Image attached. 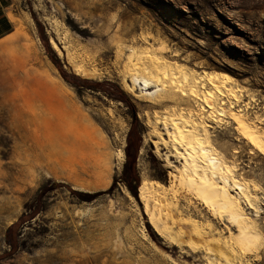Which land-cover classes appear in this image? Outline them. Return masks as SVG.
Returning a JSON list of instances; mask_svg holds the SVG:
<instances>
[{"label": "rangeland", "instance_id": "rangeland-1", "mask_svg": "<svg viewBox=\"0 0 264 264\" xmlns=\"http://www.w3.org/2000/svg\"><path fill=\"white\" fill-rule=\"evenodd\" d=\"M119 22L133 24L132 35L150 31L167 42L179 54L167 55L170 61L199 74H230L264 114V0H0V264H208L203 250L191 255L203 241L176 236L183 254L154 233L147 216V182L160 183L176 204L175 230L187 231L186 211L202 206L171 192L170 174L180 164L167 158L170 147L161 146L158 156L151 142L157 138L148 119L171 115L173 105L125 92L123 65L114 50L105 54ZM64 38L75 55L95 54L101 78L79 76L81 58H60L51 40ZM133 126L138 197L121 180ZM223 133H216L221 146L244 145ZM241 163L246 180L264 193V159L247 151ZM103 182L110 184L97 189ZM259 258L252 259L264 264V253Z\"/></svg>", "mask_w": 264, "mask_h": 264}, {"label": "bare ground", "instance_id": "bare-ground-1", "mask_svg": "<svg viewBox=\"0 0 264 264\" xmlns=\"http://www.w3.org/2000/svg\"><path fill=\"white\" fill-rule=\"evenodd\" d=\"M117 18L118 15L113 16L111 22L117 21ZM134 29L133 24L117 23L111 44L104 47L105 54L114 50L116 61L123 65L120 77L125 92L140 102L173 105L170 107L171 115L166 112L163 118H156L154 122L148 119L147 125L157 138L151 142L158 156L161 155V146L164 149L170 147L167 158H175L180 164L174 170L178 175L170 174L174 179L171 192L188 193L202 206L200 210L186 211L184 223L188 226L187 231L182 226L175 230V219H178L174 214L176 204L163 193L165 187L160 183H145L142 200L154 233L167 246L179 248L183 254V242L176 236L187 237L193 243L194 239L203 241L204 246L190 249L191 255L195 256L203 250L208 264H255L252 258H259L264 253V220L261 218L264 214V193H259L262 191L260 185L246 180L241 159L247 151L264 159V114L258 112L257 97L241 87L228 73L205 70L199 74L179 62L168 60L167 55L178 56V52L150 31L132 35ZM51 44L60 58L69 64H76L81 58L84 69L76 70L79 76L101 78L97 77L99 69L95 54L93 57V54L85 57L77 56L81 53L75 55L76 50L74 53L71 51L66 38L60 42L52 39ZM88 66L94 67L93 73L86 69ZM245 97L250 100L244 101ZM218 129L225 130L224 137H234L244 145L221 146L216 135ZM166 162L169 168L173 167L171 160ZM109 184L103 182L96 188L105 189ZM85 187H77V190L89 193L90 189ZM151 200L154 201L153 208ZM193 203L196 204L195 201ZM162 219L166 227L162 226ZM222 226H225L224 229ZM170 230L175 231V235ZM225 233L228 236L224 237ZM146 237L150 238L148 234Z\"/></svg>", "mask_w": 264, "mask_h": 264}, {"label": "trees", "instance_id": "trees-1", "mask_svg": "<svg viewBox=\"0 0 264 264\" xmlns=\"http://www.w3.org/2000/svg\"><path fill=\"white\" fill-rule=\"evenodd\" d=\"M133 133H134V126L131 129L129 137H128V144L126 146V157L127 161L125 163V168L121 180L128 186L130 191L133 193L134 196L138 197L139 189L141 187L140 177L137 170V157L139 153V146L133 143ZM117 179L115 180L113 187L116 186ZM85 198V201H89V196L82 195ZM16 225H13V227Z\"/></svg>", "mask_w": 264, "mask_h": 264}]
</instances>
